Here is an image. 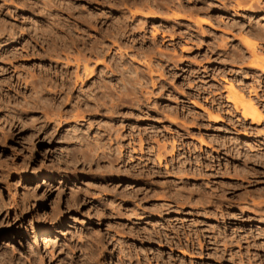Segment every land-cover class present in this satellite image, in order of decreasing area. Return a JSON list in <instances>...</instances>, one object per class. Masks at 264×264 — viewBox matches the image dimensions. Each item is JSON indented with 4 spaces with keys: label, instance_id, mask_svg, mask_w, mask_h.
I'll return each instance as SVG.
<instances>
[{
    "label": "rangeland",
    "instance_id": "1",
    "mask_svg": "<svg viewBox=\"0 0 264 264\" xmlns=\"http://www.w3.org/2000/svg\"><path fill=\"white\" fill-rule=\"evenodd\" d=\"M0 264H264V0H0Z\"/></svg>",
    "mask_w": 264,
    "mask_h": 264
},
{
    "label": "bare ground",
    "instance_id": "2",
    "mask_svg": "<svg viewBox=\"0 0 264 264\" xmlns=\"http://www.w3.org/2000/svg\"><path fill=\"white\" fill-rule=\"evenodd\" d=\"M201 22H205V21H201ZM245 40L246 39H244V42H245ZM248 43V44H247ZM247 46H249V48H250V46H253L254 44L253 43H251V42H248V40H247V42L245 43ZM252 49H254V47L252 48ZM86 70H87V68H86ZM245 108V107H244ZM248 110V109H247ZM247 110L245 109V111H244V113H243V115L245 116V117H247V115L249 114L248 112H247ZM248 113V114H247ZM252 116H253V121H256V120H260L261 119V117H259V115L257 116V115H254V114H252ZM119 138H120V136H119ZM118 138V139H119ZM122 138H120V140H121ZM102 145V144H101ZM119 147H121V146H119ZM116 152H118L117 153V156H118V154H119V156H121L122 157V154L124 153V149H123V147H121L120 149H118V151H116ZM119 156H118V159L120 160V158H119ZM116 157V156H115ZM123 157H124V155H123ZM117 158H116V160H118ZM122 159V158H121Z\"/></svg>",
    "mask_w": 264,
    "mask_h": 264
}]
</instances>
